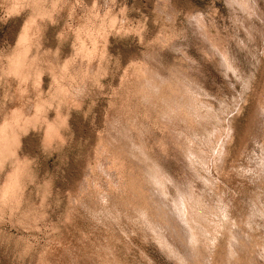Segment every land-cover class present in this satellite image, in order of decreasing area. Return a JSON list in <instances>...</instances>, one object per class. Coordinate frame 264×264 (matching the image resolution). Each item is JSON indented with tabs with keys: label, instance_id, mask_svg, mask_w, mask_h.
Returning <instances> with one entry per match:
<instances>
[{
	"label": "rangeland",
	"instance_id": "1",
	"mask_svg": "<svg viewBox=\"0 0 264 264\" xmlns=\"http://www.w3.org/2000/svg\"><path fill=\"white\" fill-rule=\"evenodd\" d=\"M263 121L264 0H0V264H264Z\"/></svg>",
	"mask_w": 264,
	"mask_h": 264
},
{
	"label": "bare ground",
	"instance_id": "2",
	"mask_svg": "<svg viewBox=\"0 0 264 264\" xmlns=\"http://www.w3.org/2000/svg\"><path fill=\"white\" fill-rule=\"evenodd\" d=\"M25 35H26V34H22V35H21V37H20V41L23 42V41H25V40L27 39V36H26V39H25ZM22 42H21V43H22ZM21 43H20V44H21ZM25 44H26V43H25ZM19 46H20V45H19ZM21 54H22V53H21ZM17 56H19V54H18ZM20 56H21V55H20ZM19 58H20V57H19ZM16 60H17V62H18V59H16ZM21 62H22V59H21ZM15 64H16V63H15ZM262 118H263V117H262ZM251 121H252V120H251ZM260 121H261V120H260ZM260 121H259L258 123H260ZM261 122H262V121H261ZM263 122H264V121H263ZM257 126H258V125H257ZM3 134L5 135V133H3ZM5 138H6V137H5ZM11 138H12V137H11ZM1 140H2V139H1ZM251 141H252V140H251ZM8 142H9V141H8ZM10 145H11V144H10ZM0 146H2V148L0 147V149H3V150H4V148H3L4 146H5V148H6V144H4V143H3L2 145H0ZM221 147H222V146H221ZM5 150H7V149H5ZM4 152H5V151H4ZM0 153H1V152H0ZM244 153H245V152H244ZM1 155H2V154H1ZM249 155H250V154H249ZM251 157H252V156H251ZM258 157H259V156H258ZM1 161H2V160H1ZM16 172H17V171H16ZM16 178H17V177H16ZM185 213H186V211H185ZM186 219H187V218H186ZM187 220H188V219H187ZM181 222H182V221H181ZM185 229H186V228H185ZM192 235H193V234H192ZM181 238H182V237H181ZM191 238H192V237H191ZM192 243H193V242H192ZM193 245H194V244H193ZM190 246H191V245H190ZM192 247H193V246H192Z\"/></svg>",
	"mask_w": 264,
	"mask_h": 264
}]
</instances>
